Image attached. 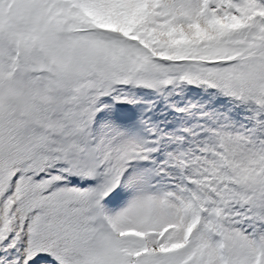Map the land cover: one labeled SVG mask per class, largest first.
Here are the masks:
<instances>
[{
    "label": "snow or ice",
    "instance_id": "1",
    "mask_svg": "<svg viewBox=\"0 0 264 264\" xmlns=\"http://www.w3.org/2000/svg\"><path fill=\"white\" fill-rule=\"evenodd\" d=\"M0 264H264V0H0Z\"/></svg>",
    "mask_w": 264,
    "mask_h": 264
}]
</instances>
